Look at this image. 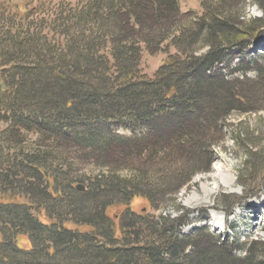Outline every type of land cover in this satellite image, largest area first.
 <instances>
[{"label": "trees", "instance_id": "1", "mask_svg": "<svg viewBox=\"0 0 264 264\" xmlns=\"http://www.w3.org/2000/svg\"><path fill=\"white\" fill-rule=\"evenodd\" d=\"M258 1L263 15L246 24L217 7L193 21L195 29L173 33L170 26L186 16L177 0L58 1L31 15L0 17L8 86L0 89V115L41 138L33 148L0 149V194L10 198L0 201V264H264V238L222 239L206 226L184 229L192 211L145 216L127 206L137 195L164 206L167 189L209 169L211 145L226 135L230 114L263 109L264 50L251 51L264 37V0ZM168 38L175 53L152 77L141 73V44L155 49ZM197 38L208 47L200 55L192 54ZM158 118L165 119L154 130ZM115 128L138 134L120 136ZM141 128L156 135L141 138ZM250 144L247 158L264 151V143ZM61 146L87 150L80 160H144L148 152L145 160L154 157L166 169L173 157L193 167L176 169L173 185L168 175L159 185L137 169L94 176L84 191L52 152ZM251 182L246 194L253 193ZM120 203L118 225L107 212ZM18 235L27 236L28 249L17 246Z\"/></svg>", "mask_w": 264, "mask_h": 264}, {"label": "rangeland", "instance_id": "2", "mask_svg": "<svg viewBox=\"0 0 264 264\" xmlns=\"http://www.w3.org/2000/svg\"><path fill=\"white\" fill-rule=\"evenodd\" d=\"M58 1L73 3L77 0H0V17L11 16L18 18L21 15H31L34 8L41 9L48 5L57 6ZM177 2L180 14L183 13L186 16H183L177 25L170 26L172 33L174 29L187 26L190 31L195 29L196 27L192 26L193 21H199L200 17H202V20L206 19V10H216L217 7H220V9L224 7L225 11H228V14H231L234 19L242 21V25L243 23H248L250 19L260 18L263 15L262 7L259 5L258 0H223L221 2L224 4L221 5H218V0H177ZM14 22L17 23V21ZM0 23H2V19ZM142 32L147 33L149 31L143 29ZM199 39L197 38L198 41L194 44L195 49L192 54L200 55L208 50V47L204 43L206 40ZM254 48L251 51L260 52L262 49L264 50V37L258 40ZM175 51V47L170 43V38L155 49H148L141 44L138 69L146 76L152 77L159 66L166 60L167 56L175 53ZM2 75V67H0V86H2L0 89L4 90L8 86L4 85L6 82H4L5 79ZM164 119L158 118L150 126L154 129ZM225 123L227 125L226 135L220 139H215L217 140L216 143L211 145L210 149L212 150L213 159L209 164L208 170L194 173L177 190L167 189L164 193L165 200L167 201L164 206H159L158 209L154 208L145 196L137 195L128 203L129 210L145 216L150 214L157 215L159 213L175 216L189 210L190 212L192 211V214L189 217V224L184 229L206 226L213 233L220 235L222 239L235 237V235L240 240H243L245 237L249 239L264 238V151H261L259 155H255L256 152L251 151L250 153L253 154L250 157L247 158L245 156L246 150L250 148L252 141L255 145H262L264 143V106L263 109L257 112L232 113ZM85 126L88 127V125ZM114 132L120 136L138 134L137 132L134 133L119 128H115ZM230 132L232 134L229 135ZM154 135L156 134L144 128H141L139 134L141 138H149ZM236 135L238 136V143L235 139ZM40 139L38 133L26 129L25 125L15 124L12 119H5L0 115V149H12L14 147L26 149L29 146L33 148L36 143L40 142ZM42 143L45 142L42 141ZM50 143L56 142L51 141ZM58 148L60 149L59 151L62 149L63 154L61 152L57 153ZM58 148H53L52 152L54 155H62L64 158L63 161L67 165L65 167L66 175L69 179L73 180L72 185L74 188L75 184H78L82 185V189L84 187L88 189L90 178L93 180L94 176L99 178L103 174H112L113 177H116V175L127 176L134 174L137 169H144L146 177L149 180L156 181L159 185L162 184L164 178L168 175V179H170L169 183L173 185V183H177L176 179L173 180L172 177L176 169L178 171L181 170L182 173L184 168L187 171L190 167H193V162L184 158L177 159L173 157V168L168 169L169 167H167V170L165 163L161 160H156L154 157L145 160L148 152L145 153V157H142L144 160H140L136 156H127L120 160L105 158L99 163L90 156L83 157V160L79 159L80 153L85 154L87 150L65 146ZM49 149H52V147ZM161 150L163 149L161 148ZM12 151L13 149L10 150V152ZM175 156L178 157L177 155ZM184 175L181 177H184ZM246 175L247 177L243 178ZM223 177L226 178L223 179ZM251 179H254V182H251V184H256L253 186V193L248 192L246 194V184ZM257 186L258 188L255 189ZM144 188L142 187V189ZM14 199H17V201L26 200L23 197ZM9 200L10 198L7 195L0 194V201L5 202ZM108 209L107 214L118 224V221L120 222L122 217L117 215L124 209L123 204L113 205ZM43 212V210H40L36 214L41 220L47 222L48 219L46 220ZM65 226L73 227L71 223H67ZM82 229H88V227L84 225ZM16 244L22 249L30 247V242L25 235H18L16 237Z\"/></svg>", "mask_w": 264, "mask_h": 264}, {"label": "water", "instance_id": "3", "mask_svg": "<svg viewBox=\"0 0 264 264\" xmlns=\"http://www.w3.org/2000/svg\"><path fill=\"white\" fill-rule=\"evenodd\" d=\"M76 188L81 190L82 189V185H77Z\"/></svg>", "mask_w": 264, "mask_h": 264}, {"label": "bare ground", "instance_id": "4", "mask_svg": "<svg viewBox=\"0 0 264 264\" xmlns=\"http://www.w3.org/2000/svg\"><path fill=\"white\" fill-rule=\"evenodd\" d=\"M226 177H223V179H225ZM225 182V181H224ZM229 182V181H228Z\"/></svg>", "mask_w": 264, "mask_h": 264}]
</instances>
